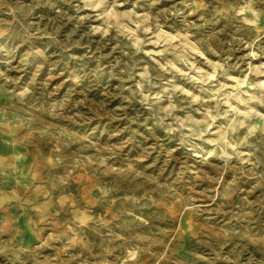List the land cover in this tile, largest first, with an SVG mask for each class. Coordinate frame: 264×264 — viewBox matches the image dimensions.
<instances>
[{
  "label": "rangeland",
  "instance_id": "rangeland-1",
  "mask_svg": "<svg viewBox=\"0 0 264 264\" xmlns=\"http://www.w3.org/2000/svg\"><path fill=\"white\" fill-rule=\"evenodd\" d=\"M0 264H264V0H0Z\"/></svg>",
  "mask_w": 264,
  "mask_h": 264
},
{
  "label": "bare ground",
  "instance_id": "bare-ground-1",
  "mask_svg": "<svg viewBox=\"0 0 264 264\" xmlns=\"http://www.w3.org/2000/svg\"><path fill=\"white\" fill-rule=\"evenodd\" d=\"M93 1H97V0H93ZM75 78V77H74ZM243 113H244V115H247V114H249V110H247V109H245L244 111H243ZM243 122V121H242ZM238 129V128H237ZM238 134V133H237ZM236 134V135H237ZM256 236V235H255Z\"/></svg>",
  "mask_w": 264,
  "mask_h": 264
}]
</instances>
